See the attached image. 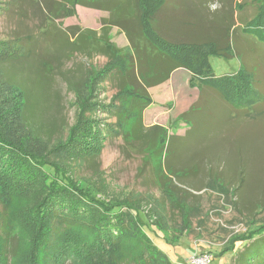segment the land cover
Returning a JSON list of instances; mask_svg holds the SVG:
<instances>
[{"label": "trees", "instance_id": "trees-1", "mask_svg": "<svg viewBox=\"0 0 264 264\" xmlns=\"http://www.w3.org/2000/svg\"><path fill=\"white\" fill-rule=\"evenodd\" d=\"M225 1L224 26L222 19L205 24L187 14L190 0H6L0 5V11L19 24L11 31L13 36L0 39V264H174L169 255L184 260L192 254L185 255L188 244L181 245L179 252L175 244L167 250L160 245L173 242L163 236L161 228H156L161 236L151 228L155 222L149 223L136 207L141 197H109L103 182L76 179L73 165L96 163L101 131L94 118L84 113L100 106L115 115L109 131L122 135L125 144L142 153L145 164L151 161L154 165L169 205L186 208L184 193H193L175 184L172 176L187 178L193 168L175 169L170 164L166 128L145 127L143 111L152 103L148 89L168 80L174 69L184 68L198 81L199 94L180 118L213 94L229 107L230 118L253 117L257 110L253 49H264V0ZM233 1L237 10L232 8ZM196 4L206 9V0ZM77 6L107 13L102 36L98 38L90 28L61 27L59 20L74 16ZM178 8L187 26L170 22ZM30 15L39 18L36 36L21 34V27L30 31L24 23ZM241 22L252 24L255 36L237 34ZM112 27L124 34L128 51L122 52L110 41L106 29ZM37 37L49 46L41 48ZM232 48L239 56V69L216 76L209 56H229ZM74 55L88 62L69 73L63 61ZM97 55L106 59L99 69L89 62ZM27 62L34 66L35 77L30 71L27 74ZM35 81L38 88H34ZM60 82L73 96L83 98V105L74 123L67 125L66 135L53 138L61 122H46V117L53 118L50 113L62 108ZM104 82L115 89L107 105L97 100ZM10 89L14 95L5 94ZM40 99L46 102L44 108ZM22 131L45 145L57 144L37 155L26 147ZM215 172L206 186L229 196L246 224L218 252L206 253L212 257L231 254L229 264H264V183L253 197L244 187L243 165L227 173ZM147 230L163 242L154 243Z\"/></svg>", "mask_w": 264, "mask_h": 264}, {"label": "rangeland", "instance_id": "rangeland-1", "mask_svg": "<svg viewBox=\"0 0 264 264\" xmlns=\"http://www.w3.org/2000/svg\"><path fill=\"white\" fill-rule=\"evenodd\" d=\"M197 1L199 0H190L191 7L189 10L186 9L187 14L201 19L205 24H209L211 19L216 23L222 19L221 24L225 25L226 11L224 14L222 12L225 0H206V9L203 10H200L196 4ZM4 2L6 0H0V5L4 6ZM235 4L236 1H233V9ZM235 9H238V5ZM106 16L107 13L104 11L77 6L75 15L60 19L59 24L62 28L78 26L80 29L96 30V35L99 38L103 33L101 26ZM173 17H170L172 24L174 21L176 24L184 22L183 12L180 8L174 12ZM24 23L30 31L21 27L22 30L19 29L21 34L32 36L38 34L35 27L39 23V18L30 15L29 18L24 19ZM17 26H19L18 22L11 15L0 11V39L7 34L12 35L11 31ZM184 26H187V23L182 24V27ZM106 31L110 41L121 48L122 52L123 49L129 50L126 37L117 27L106 29ZM236 33H253L255 36L253 25L247 24V22L238 23ZM37 40L41 48L48 45L43 44L40 37H37ZM253 50L255 52L253 57V100L257 110L249 120L230 118L229 107L217 94H213L205 103L200 101L199 104L194 105L186 117L180 118L179 115L193 104L197 95V84L193 82L191 73H188V78L183 75V72L177 73L182 75L177 78V83L172 84L173 77L161 85L162 88L159 86L148 89L152 103L144 109V126L160 125L165 127L169 145L166 155L170 158V164L175 169L185 166L187 169L193 168H191L193 173L187 174V176L189 175L187 178L178 177L179 179H177V176H172L175 184L193 193L192 195L184 193L187 200L186 208L179 210L177 206L169 205L162 190L163 184L158 180V176L153 170L154 165L151 161L145 164V157L142 156V153L136 147L125 144L122 135L109 131V127L115 122V115L100 106L93 112H85L84 117L92 116L96 121L98 129L101 131L102 147L94 166L80 162L76 164L75 162L73 169L76 171V179L80 180L82 177L83 180L88 178L95 183L103 182L108 188L109 197L120 199L125 198L126 195L141 197L142 200L136 204V207L144 213L149 223L155 222L151 228L156 230L160 236L162 234L156 228H161L163 236L173 242L170 245L160 243L165 250L172 249L175 244V250L179 252L182 248L181 245L188 244L189 251H185V255L187 252L188 254L189 252L206 253L210 250L218 252L221 244L226 242L230 235L244 229L246 219L233 209L229 196L221 195L206 186L210 176L213 174L216 176V170L227 173L229 170L238 169L243 165L247 174L244 187L253 197L262 182L264 183V49L255 46ZM235 52L236 50L232 48L229 56H209L208 61L216 76L231 74L239 69V56ZM105 61L106 59L101 55L89 60L96 69L102 68ZM63 62L64 67L70 68L69 73H71L75 72L73 70L78 65L88 61L74 55L69 61L64 60ZM26 65L27 74L30 71L31 77H35L34 66L28 62ZM56 77L60 81L58 74ZM33 85L34 88H38L36 81ZM101 86L97 100L107 105L115 89L105 82ZM58 88L62 91V108L50 113L54 116L53 118L46 117V122L51 119L61 122L60 131L54 134L53 138L66 135L67 125L74 123L83 105V98L73 96L72 92L66 90L64 83L60 82ZM5 94L14 95L15 92L10 89ZM45 104V100L40 99V107L44 108ZM84 130L87 131L86 128ZM21 135L25 138L26 147L37 155H42L47 149H51L54 147L53 145L57 144L55 141L45 145L43 141L29 136L25 131H22ZM125 145L127 146L125 147ZM86 146L83 144L84 148ZM143 155H147V153ZM217 167L218 169H216ZM147 232L154 243L163 242V238V240L159 239L151 231L147 230ZM191 245L194 248H191ZM169 256L174 264L182 263L179 256ZM230 259L231 254H224L221 257L214 256L211 264H229Z\"/></svg>", "mask_w": 264, "mask_h": 264}, {"label": "built area", "instance_id": "built-area-1", "mask_svg": "<svg viewBox=\"0 0 264 264\" xmlns=\"http://www.w3.org/2000/svg\"><path fill=\"white\" fill-rule=\"evenodd\" d=\"M212 256L208 253H192L181 264H211Z\"/></svg>", "mask_w": 264, "mask_h": 264}, {"label": "crops", "instance_id": "crops-1", "mask_svg": "<svg viewBox=\"0 0 264 264\" xmlns=\"http://www.w3.org/2000/svg\"><path fill=\"white\" fill-rule=\"evenodd\" d=\"M180 72H183V75L186 77V78H188V73H190L189 71H187L186 69H184V68H176V69H174L171 73H170V77L168 78V80H166L165 82H163V83H161V84H159V85H157V86H154V87H161V85H163L164 83H166L167 81H169V80H171L173 77H174V79H172V84H175V83H177L178 82V79L177 78H179V75L180 76H182L181 74H177V73H180ZM175 74H177V75H175ZM193 82H196V84H197V86H198V81L196 80V79H193ZM173 86V85H172ZM150 88H153V87H150ZM162 88V87H161ZM198 94H199V91H198V89H197V95H196V98H195V100H194V102L196 101V99L198 98ZM193 102V103H194ZM189 109V108H188ZM187 109V110H188ZM186 110V111H187ZM143 113H144V111H143Z\"/></svg>", "mask_w": 264, "mask_h": 264}]
</instances>
